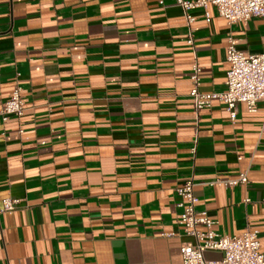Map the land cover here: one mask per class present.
Returning <instances> with one entry per match:
<instances>
[{"label":"crops","instance_id":"0c3cea01","mask_svg":"<svg viewBox=\"0 0 264 264\" xmlns=\"http://www.w3.org/2000/svg\"><path fill=\"white\" fill-rule=\"evenodd\" d=\"M208 11H190V45L174 0H0V106L17 84L25 102L0 115V200H20L0 214V264H183L190 179L213 229L257 230L264 254V101L231 121L190 96L195 62L199 91L226 89L228 35L264 55V16Z\"/></svg>","mask_w":264,"mask_h":264},{"label":"built area","instance_id":"2783aa9c","mask_svg":"<svg viewBox=\"0 0 264 264\" xmlns=\"http://www.w3.org/2000/svg\"><path fill=\"white\" fill-rule=\"evenodd\" d=\"M179 6L189 25L187 43L193 44L191 23L194 17L190 11L201 8L204 11L206 22L211 16L209 5H213L219 16L228 23L248 20L264 16V0H174ZM228 69L226 71V89L221 92L199 91L201 66L196 62L191 66L190 79L192 87L190 96L196 109L210 107L214 100L223 103L228 117L234 121L237 117V107L243 104L248 112L256 111V103L264 101V55L250 54L237 48L236 40L232 35L227 36L225 47ZM20 85H16L9 96L1 103L0 115L3 121L10 116L20 118L25 109V102ZM19 132H22L20 129ZM248 182L245 171L239 172L234 178H217L213 181L224 187ZM180 197L177 204L180 209L178 223L182 234L190 238L180 246L183 264H264V254L257 230L247 229L235 235H222L213 229L214 221L205 210H197V197L194 193L192 179L185 181L175 189ZM246 202L249 199H245ZM20 200L11 196L0 200V214L11 213L19 205ZM170 236L172 233H163ZM206 250H217L222 256L219 260H207L204 257Z\"/></svg>","mask_w":264,"mask_h":264}]
</instances>
